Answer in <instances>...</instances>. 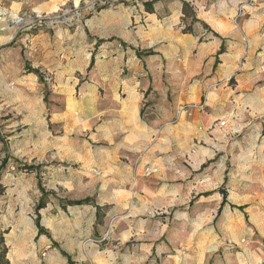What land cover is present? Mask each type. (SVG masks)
Wrapping results in <instances>:
<instances>
[{
	"label": "crops",
	"instance_id": "crops-1",
	"mask_svg": "<svg viewBox=\"0 0 264 264\" xmlns=\"http://www.w3.org/2000/svg\"><path fill=\"white\" fill-rule=\"evenodd\" d=\"M115 1L0 59L16 151L91 199L52 227L46 263L264 264V0Z\"/></svg>",
	"mask_w": 264,
	"mask_h": 264
},
{
	"label": "rangeland",
	"instance_id": "rangeland-1",
	"mask_svg": "<svg viewBox=\"0 0 264 264\" xmlns=\"http://www.w3.org/2000/svg\"><path fill=\"white\" fill-rule=\"evenodd\" d=\"M11 1L13 0H0V14L6 13L0 19V23H3L0 24V59L9 51L28 55V49L23 48L24 43L21 41L25 35L32 36L57 25L75 27L78 22L85 23L93 13L118 4L115 0H73L51 13L30 10L12 14L6 11ZM138 2L139 0H134L135 5ZM25 69L31 71L32 68L26 64ZM37 73L44 82H52L51 73ZM200 106L203 107V104ZM190 108L191 106L187 110ZM13 114L15 113L0 112V166L4 160L7 161L0 172V233L5 232L11 264H47L46 253L54 245L52 227L57 225L61 230V215L68 205L72 206V202L81 200H70L63 189L58 191L51 188L46 161L37 163L27 153L23 154L22 150L16 151L18 147L22 149V143L25 144V133L22 131L25 127L19 125L17 132L20 138L15 137L18 141H14V132L8 127L10 119L14 118ZM29 167L32 170L27 171ZM45 240H50L52 244H44ZM69 264H72L70 260Z\"/></svg>",
	"mask_w": 264,
	"mask_h": 264
},
{
	"label": "trees",
	"instance_id": "trees-1",
	"mask_svg": "<svg viewBox=\"0 0 264 264\" xmlns=\"http://www.w3.org/2000/svg\"><path fill=\"white\" fill-rule=\"evenodd\" d=\"M184 12L186 14L189 13L188 10H187V5L186 4L184 5ZM191 15H192V17H191V21H190L189 24L186 23L185 19H184V24H185L184 31L185 32H191L192 31V25L194 24V22L197 21L196 18H195V14L192 13ZM31 71L38 72V71H36L34 69H31ZM47 95H48V93L46 92V99H47ZM6 164H7V161L4 160L3 163L0 166V172L5 168ZM29 170H32V168L31 167L27 168V171H29ZM1 189H2V187L0 186V191H1ZM90 202H91V199L87 198V199H84V200H81V201L72 202L71 204L72 205H75V204H89ZM41 232L45 233L42 229H41ZM4 233L5 232L0 233V264H11L10 260L8 258L9 249H8V247L6 245V242H5Z\"/></svg>",
	"mask_w": 264,
	"mask_h": 264
},
{
	"label": "built area",
	"instance_id": "built-area-1",
	"mask_svg": "<svg viewBox=\"0 0 264 264\" xmlns=\"http://www.w3.org/2000/svg\"><path fill=\"white\" fill-rule=\"evenodd\" d=\"M5 16H6V13H5V12H2V13L0 14V19H1V17H5ZM229 80H231V79H229ZM190 106H191V104H185V105H182L181 110H182V111H186L187 108L190 107ZM220 125H221V126H224V125H225V122H220ZM13 169H14V168H13Z\"/></svg>",
	"mask_w": 264,
	"mask_h": 264
}]
</instances>
